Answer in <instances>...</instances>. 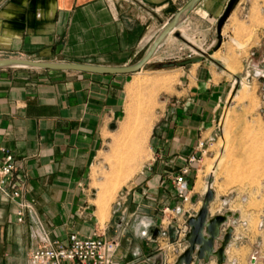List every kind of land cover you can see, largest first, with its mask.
Returning a JSON list of instances; mask_svg holds the SVG:
<instances>
[{
	"label": "crops",
	"instance_id": "obj_1",
	"mask_svg": "<svg viewBox=\"0 0 264 264\" xmlns=\"http://www.w3.org/2000/svg\"><path fill=\"white\" fill-rule=\"evenodd\" d=\"M189 1L0 0V58L129 65L145 54L165 23ZM228 2L201 0L148 63L182 61L189 58L191 48L197 49L191 55L195 57L216 46L218 20ZM255 13L264 17V0H238L222 26L218 50L201 62L170 67L178 70L171 95L178 105L153 122L156 158L149 168L153 176L138 182L145 181L153 196L135 193L128 204L125 196L123 203L114 204L104 224L90 199L97 193L94 169L105 166L107 133L124 103L123 75L0 69V147L18 160L16 177L24 182L20 200L31 202L38 217L26 210L18 222L16 203L0 196V264H30V251L44 243L42 230L51 241L72 232L115 240L113 264H175L183 252L172 251L179 228L202 205L203 190H196L199 168L189 184L191 203L165 226L167 237L154 236L151 230L160 227L164 207L180 205L172 179L198 142H207L201 162L210 151L207 137L216 118L214 106L232 72L226 66L224 74L218 72L214 57L234 52L236 66L243 68L246 57L264 39L256 40ZM178 31L186 37L183 44L171 40ZM184 44L190 48L183 56L176 50L184 49ZM210 208V216L219 213ZM116 212L119 217L114 219ZM236 213L238 219L230 220L234 231L224 264H249L251 244L235 253L238 232L248 223Z\"/></svg>",
	"mask_w": 264,
	"mask_h": 264
},
{
	"label": "rangeland",
	"instance_id": "obj_2",
	"mask_svg": "<svg viewBox=\"0 0 264 264\" xmlns=\"http://www.w3.org/2000/svg\"><path fill=\"white\" fill-rule=\"evenodd\" d=\"M253 21L258 41L264 36V17L255 13ZM171 40L183 44L175 35ZM184 46L186 49L178 48L176 53L184 56L190 48ZM196 50L191 48L189 52ZM254 51L258 61L264 55V39ZM141 57L137 56L130 64ZM237 58L234 52L224 58L214 57L218 63L213 67L218 72L223 73V66L232 72L223 97L214 106L216 118L207 137L212 145L200 163L196 190H204L208 178L212 177L215 192L210 204L212 211L228 209L241 212L246 218L248 223L238 232L237 245L240 246L235 247V253L244 252L248 248L243 245L251 244L250 264L252 255L259 259L264 255V79L254 76V70L247 77L246 66H236ZM158 63L151 61L140 71L123 75L124 103L107 133L105 166L94 169L97 193L90 202L98 210L103 224L112 214L114 204L123 203L125 196L128 197L125 204H128L135 193L137 196L145 191V194H151L145 181L138 183L143 177L150 180L153 176L150 163L155 162L156 147L151 128L156 119L159 120L162 114L166 116L174 105H178L171 98L178 70L159 68ZM258 68L264 72V63ZM223 201L227 204L222 205ZM113 216L117 219L119 214L116 212Z\"/></svg>",
	"mask_w": 264,
	"mask_h": 264
},
{
	"label": "built area",
	"instance_id": "obj_3",
	"mask_svg": "<svg viewBox=\"0 0 264 264\" xmlns=\"http://www.w3.org/2000/svg\"><path fill=\"white\" fill-rule=\"evenodd\" d=\"M246 15L247 12L245 13V16ZM255 54L256 52L252 50L245 59V66L248 72L247 77L251 76L249 72L254 70V76L264 79L263 70L258 68L259 64L264 63V55L256 61L254 58ZM191 55L192 53H189L187 57H191ZM262 93L264 97V82L262 84ZM262 114L264 117V106L262 108ZM206 152L207 142L206 140H200L195 151L187 157L184 165L173 177L172 183L175 187V194L180 199V205L173 208L166 206L162 209L163 215L160 221L161 236L167 237L165 226L171 225L175 218L174 216L184 213V205L191 203L192 188L189 184L196 176L202 156ZM18 166V160L14 154L6 147H0V196L16 203L18 222L24 220L26 210L32 213L37 219L38 217L32 203L20 200L23 193L24 182L16 177ZM205 192L206 189L204 188L202 195H204ZM226 204L227 201L222 202V205ZM224 212L226 211H219V213ZM232 222L234 223V220ZM233 223L230 222L229 224ZM188 231L189 226L187 222L184 221L179 228L178 239L172 247V251L175 254H179L186 249L187 242L185 241V236ZM42 234L44 243L30 251L28 256L30 264H113L114 254L117 249V242L115 240L104 239L97 235L83 237L78 233L72 232L62 240L51 241L45 231L42 230ZM250 264H264V255L260 259L257 255H252Z\"/></svg>",
	"mask_w": 264,
	"mask_h": 264
},
{
	"label": "water",
	"instance_id": "obj_4",
	"mask_svg": "<svg viewBox=\"0 0 264 264\" xmlns=\"http://www.w3.org/2000/svg\"><path fill=\"white\" fill-rule=\"evenodd\" d=\"M201 0H190L183 8H181L165 25L146 50L145 54L135 63L123 66L98 65L83 62L68 61H42L32 60L19 57L0 58V69L5 68H26L53 71H77L96 74L109 75H125L140 71L153 57L157 48L174 31V29L182 22L185 16L200 2ZM238 0H229L226 9L218 20L217 24V44L208 51H200L199 56L189 57L182 61L166 62L158 64L159 68L183 67L191 63L201 62L206 57L211 56L219 49L222 43L221 30L225 20L229 17L234 5ZM175 37L185 40L180 32L175 33ZM213 178H208V189L205 192L202 205L196 215L187 219L189 231L185 236L187 242L186 249L178 256L175 264H210L212 259L217 264L226 262V248L228 247L234 225L229 224L230 220L238 219L239 214L230 210L224 213H218L210 216V204L214 201L215 192L212 188ZM227 225V226H226ZM156 236L161 233L160 227L156 226L151 230ZM217 244H219L217 246Z\"/></svg>",
	"mask_w": 264,
	"mask_h": 264
},
{
	"label": "bare ground",
	"instance_id": "obj_5",
	"mask_svg": "<svg viewBox=\"0 0 264 264\" xmlns=\"http://www.w3.org/2000/svg\"><path fill=\"white\" fill-rule=\"evenodd\" d=\"M182 34H183V33H182ZM185 38H186V37H185ZM207 182H208V181H207ZM213 183H214V181H213ZM213 183H212V184H213ZM211 186H212V185H211ZM206 188L208 189V184H207V185L205 184V189H206ZM207 189H206V191H207ZM210 209H211V208H210ZM103 219H104V218H103Z\"/></svg>",
	"mask_w": 264,
	"mask_h": 264
},
{
	"label": "clouds",
	"instance_id": "obj_6",
	"mask_svg": "<svg viewBox=\"0 0 264 264\" xmlns=\"http://www.w3.org/2000/svg\"><path fill=\"white\" fill-rule=\"evenodd\" d=\"M142 223H143V221H142Z\"/></svg>",
	"mask_w": 264,
	"mask_h": 264
}]
</instances>
